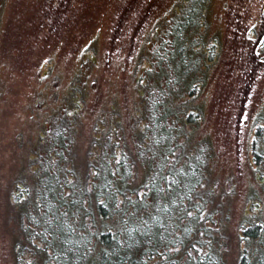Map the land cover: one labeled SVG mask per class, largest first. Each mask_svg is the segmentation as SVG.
<instances>
[{
  "label": "rangeland",
  "instance_id": "1",
  "mask_svg": "<svg viewBox=\"0 0 264 264\" xmlns=\"http://www.w3.org/2000/svg\"><path fill=\"white\" fill-rule=\"evenodd\" d=\"M184 1L0 0V264H14L6 195L28 153L60 147L71 120L74 149L84 148L103 116L130 142L144 96L197 106L192 137L207 146L210 185L229 210L225 264L238 262L240 218L253 203L246 221L263 217L264 159L254 167L252 146L264 145V0H208L189 53L210 43L214 55L197 52L185 79L164 63ZM172 78L181 84L157 86Z\"/></svg>",
  "mask_w": 264,
  "mask_h": 264
},
{
  "label": "trees",
  "instance_id": "2",
  "mask_svg": "<svg viewBox=\"0 0 264 264\" xmlns=\"http://www.w3.org/2000/svg\"><path fill=\"white\" fill-rule=\"evenodd\" d=\"M207 3L185 0L173 17L172 47L178 46L164 63L178 77L185 79L197 68L191 67L197 52L214 55L210 43L189 53L198 46ZM179 82L172 78L157 86ZM173 102L144 96V114L134 116L130 142L120 120L106 126L103 116L84 148L74 149L71 120L60 147L47 144L39 159L28 153L29 171L24 165L6 195L14 264L228 262L229 210L224 212L223 193L210 185L207 146L192 137L201 116L196 105L179 112ZM256 131L260 134V126ZM252 153L256 167L264 159V145L252 146ZM251 206L245 213L254 212ZM260 209L261 219L246 221L245 213L240 218L243 249L235 264H264V204Z\"/></svg>",
  "mask_w": 264,
  "mask_h": 264
}]
</instances>
